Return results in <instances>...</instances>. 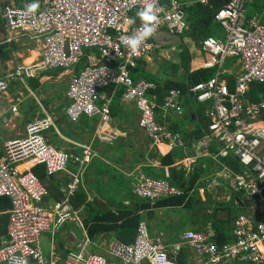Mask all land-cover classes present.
Wrapping results in <instances>:
<instances>
[{
  "label": "built area",
  "instance_id": "2783aa9c",
  "mask_svg": "<svg viewBox=\"0 0 264 264\" xmlns=\"http://www.w3.org/2000/svg\"><path fill=\"white\" fill-rule=\"evenodd\" d=\"M249 1L226 0L214 14V22L223 30V39L202 42L208 60L201 65L202 69L214 68V76L187 86L186 93L178 88L169 89L159 105L148 98L156 85L144 79L133 80L129 73L137 61L160 45L153 40L156 34L147 41L151 47L135 54L124 48L121 37L139 26L138 18L135 25L125 24V18L132 17L148 2L157 4L156 33L187 32L188 25L176 0H40L35 14H26L25 7L4 6L0 18L6 31L42 39L43 48L37 61L18 65L13 72L0 77V98L7 94L13 81L27 85L25 79L35 77L38 71L70 70L87 56L89 64L74 74L68 84L70 104L66 115L70 121L99 117L102 123L110 122L112 100L106 90L111 86L123 88L121 101L137 110V124L151 148L166 145L183 149L180 133L159 124L155 109L165 117L169 112L181 115L185 99L205 104L209 123L200 147L207 154L212 148L209 156L217 163L232 157L243 167L239 174L221 165L217 178L205 189L220 188L225 181L231 192H242L254 199L256 210L264 213V122L260 119L264 101L254 103L246 97L251 84H264V24L258 16L246 17ZM200 3L207 4V0ZM228 59L241 63L232 91L223 78L222 69ZM20 103L18 99L17 105ZM17 109L13 107V112ZM53 126L50 115L34 119L28 123L26 134L5 143L0 154V198L9 197L12 202L7 237L0 244V264H57L44 256L40 238L70 219L79 220L71 200L80 191L83 174L93 160L92 145L80 146L79 154L57 149L46 137ZM70 162L78 165V170L65 185L64 198L48 204L50 191L33 169L43 165L52 176L67 171ZM130 187L133 196L151 205L182 194L168 181L147 176L142 170L136 171ZM212 238L211 231L184 232L172 246L169 257L161 238H151L146 222L141 221L133 242L112 243L109 255L120 264H178L177 256L186 247L204 259L205 264H264V214L259 219L252 214L235 216L228 244L216 246ZM63 264H109V259L87 255L82 250L67 255Z\"/></svg>",
  "mask_w": 264,
  "mask_h": 264
},
{
  "label": "crops",
  "instance_id": "0c3cea01",
  "mask_svg": "<svg viewBox=\"0 0 264 264\" xmlns=\"http://www.w3.org/2000/svg\"><path fill=\"white\" fill-rule=\"evenodd\" d=\"M4 1L2 0V3ZM176 1L181 6V15L185 19L189 31L190 24L195 23L201 17V14L195 13V8L206 5H209V8L212 5L213 9L215 7L219 8L226 0H207V4L201 5L200 0ZM30 2L31 0L25 4ZM252 2L253 0H250L248 4ZM259 4L264 7V0H260ZM12 5H14V2H12ZM248 9L250 8L248 7ZM131 16L134 17L135 14ZM188 31L185 33L188 38L184 43L191 56L190 71H196L201 68L203 62L208 60V54L201 49L200 43L195 41ZM221 34L222 31H219L212 34L211 38L217 36L218 40H222ZM192 43H195V49ZM4 44H11L14 50L11 60L4 63L0 62V77H5L9 72H13L18 65H29L37 61L43 48L42 39L16 32H8L4 27V23H1L0 46ZM174 50V47L160 44L149 55L139 60L135 70L130 72L131 76L134 79H144L159 86L161 88L160 95L164 96L167 83L184 81V64H182L183 67L179 64L183 75L176 81L170 80L171 75L165 77L160 75L162 64L159 62L162 59L168 60L173 57L170 52ZM199 50L207 54L206 60H202L198 54ZM177 52L181 54L180 49ZM175 64H177V61H175ZM226 65L222 69L224 73L237 75L241 71V63L238 59L230 61L228 66ZM175 71L176 69L170 70V73L172 74ZM56 72L57 70L38 71L35 77L25 79L27 85L20 81H13L7 94L3 96L5 102H0V154L3 153L5 143L25 135L28 123L46 115H50L54 120V126L47 132V139L57 149L79 154L81 153L80 146L92 145L93 160L83 174V183L79 191L80 194L87 196L86 202L91 203L92 206L88 210L85 204L75 206V201L72 202L79 220L70 219L54 232H47L41 236L40 245L46 259H53L57 264H63V260L67 255L79 253L82 250H85L87 255L98 254L111 258L109 246L116 241L122 243L124 241L118 240L113 232L99 234L91 238L89 235L91 220L97 211L115 210L116 205L119 203L129 207L130 197L132 196L130 184L137 170H142L147 176L166 181L170 177V169L172 168L183 170L184 180L185 178L188 179V176L194 174L196 170H201L202 175L197 179L194 189L189 191L182 204L160 206L152 208L148 212H141L150 237L161 238L169 257L172 246L180 241L182 234L186 231H211L215 235L216 231L213 224L220 225L226 219L228 210L224 208L228 209L226 205L232 202L233 193L227 190L225 181L222 182L223 188L205 189L218 171L217 162L209 156L210 151L207 154L200 147L201 138L203 137V132L200 130V116L203 113V117H206L207 106L198 104L191 99H185L181 115L169 112L168 115L163 117L160 113H157L163 126L180 133L184 141V149L170 148L166 145H157L151 148L148 137L137 124V110L133 105L116 100L115 90L107 91V95L112 100L110 122L102 123L99 117H83L78 122L70 121L66 115V109L70 104L67 89L71 77L78 73L79 69L74 68L60 73ZM64 85L66 88H64ZM148 98L154 105H157L158 97L155 93L151 94L150 92ZM18 99H21L19 105H17ZM15 106L18 109L13 112ZM195 132H197L196 136L194 135ZM168 154L173 156L171 164L162 163L161 159L156 158ZM77 170L78 165L70 162L66 172L48 176L46 170L43 171L44 183L50 191V197L46 200L48 204L64 198L65 185L68 183L71 174ZM217 189L220 190L216 192ZM124 193L128 198L123 199V202H119L118 199ZM235 196L239 195L235 193ZM217 204L223 208L217 209L213 218H208L202 214L201 205L208 207L206 214L212 215L217 208ZM233 205L238 208L236 210L252 214L258 219L264 214L256 210L257 205L254 199H248L244 195H241L240 200L236 199ZM183 209H185V222L182 221L179 214ZM0 213L10 214V210L0 211ZM233 218L229 222H223L229 230H231ZM189 225L193 228L192 230H182V227L187 228ZM6 237L0 239V244L3 243ZM128 237L130 240L132 235L130 234ZM177 258L184 264H205L204 259L196 256L188 248L183 249ZM109 263L120 264L114 261L113 258Z\"/></svg>",
  "mask_w": 264,
  "mask_h": 264
},
{
  "label": "trees",
  "instance_id": "16d2710c",
  "mask_svg": "<svg viewBox=\"0 0 264 264\" xmlns=\"http://www.w3.org/2000/svg\"><path fill=\"white\" fill-rule=\"evenodd\" d=\"M30 1V0H5L3 5L1 6H9L12 5V2H14V5H16L17 7H23L25 6L26 2ZM164 2V0H162ZM260 0H253V2L251 4H247L246 5V17L247 18H251V17H260L259 18V22L264 24V17H262V13L264 11V7L263 5L259 4ZM225 3V2H224ZM223 3V4H224ZM223 4L217 8L215 7L213 9L212 5L209 8V5L206 6H200L199 8H195V13H199L201 14V17L198 18L195 23L190 24L189 26V31L191 34V37L195 40L198 41V39H200L199 43H202V41L211 38V35L214 34V29H213V24H216L214 22V14L223 6ZM201 5V3H200ZM1 6H0V10H1ZM248 7L250 9H248ZM183 10V8H182ZM249 10V11H248ZM134 15V13H132ZM131 14V15H132ZM3 24L1 18H0V24ZM217 25V24H216ZM220 31H222L221 36H223V30L222 28L219 26ZM218 33V32H216ZM184 48V52L187 54V57L181 56V59L185 58V64H184V68H185V75H184V81L180 82V83H167L166 84V92L171 89V88H178L180 89L183 93H186V88L187 86H192L194 84L197 83H201V82H205L207 80H209L210 78H212L215 74V69L211 68V69H198L196 71H190V57L188 54V48L185 46V44H183ZM13 46L11 44H4L2 46H0V62L4 63L6 61H9L12 59V53H13ZM90 53V51H87V54ZM182 54V52H181ZM235 59H228L225 61L224 66H228V62L233 61ZM139 61H137L138 64ZM81 67L78 68L79 72L85 68L88 64H89V60L88 57L85 56L82 61L80 62ZM79 64V65H80ZM136 64V66H137ZM78 66V65H77ZM136 66L132 69L129 70V73L132 72L133 70H135ZM64 70L59 69L57 70L56 73H60L63 72ZM78 72V73H79ZM132 75V74H130ZM132 77V76H131ZM235 74H227L224 73L223 74V78H226V80L228 81V86L229 89L232 91L234 88V82H235ZM133 80H136L132 77ZM157 88V89H156ZM156 90L151 92V94L155 93L158 97L157 99V105H159L161 103V100L163 98L162 95H160V90L161 88L159 86L156 85ZM116 91V100H121V96L123 94L124 89L123 88H119L118 90H116V88L114 86L109 87L106 91ZM166 94V93H165ZM164 94V95H165ZM246 97L254 103H258L260 101H264V84H258V83H254L250 85V88L246 94ZM205 106V105H204ZM159 114L160 111L156 108L155 109V114ZM200 130L202 132H205L207 130V126H208V118L203 117V113L202 116H200ZM261 121L264 122V110L261 112ZM157 121L159 122V124H162L157 116ZM177 130V129H176ZM175 131V130H173ZM194 135H197V132L194 133ZM47 137V134H46ZM210 151L213 152V149L210 148ZM157 159H161L162 163H170L172 162L173 156L172 154H168L164 157H160L157 156ZM205 159H210V158H205ZM221 163H217L218 167L217 170L221 169V165L227 166L228 168L232 169L234 172L242 174L243 172V167L232 157H227L224 159H220ZM45 170V168L43 166H37L34 169V172L38 175V177L41 179L42 182H45L44 179V175H43V171ZM170 177L167 178L168 182L170 185L176 187L177 189H179L180 191H182V194L180 196H175V197H171L168 199H164L161 201L156 202L154 205H151L149 203V201L147 200H142L139 199L135 196H131L130 197V202H129V207L125 206V205H121L120 203L118 205H116V209L115 210H109L107 212H96V215L92 218L91 220V225L89 227V235L91 238H93L96 235L99 234H105V233H111L113 232L114 234H116V238L118 240L124 241V244H128L133 242L134 237H135V232H136V228L139 224V222L143 221V215H141V212H148L149 210H151L152 208L155 207H160V206H177L182 204L185 199L187 198V195L189 193V191L193 190L195 187V184L197 182V179L202 175L201 174V170H196L194 174H191L188 176V179L185 178V180L183 179V170L178 169V168H172L170 169ZM177 177V178H176ZM176 179V180H174ZM239 196H235V193L233 192V196H232V202L234 203L235 200H240L241 195H243L242 192L237 193ZM241 194V195H240ZM86 198L87 196H85L84 194H80V192H78V194L76 195L75 198H73L71 200V202H74L75 206L79 205V204H85L88 207H91V203H87L86 202ZM221 206V205H220ZM204 207L201 205V208ZM222 207V206H221ZM219 207V205L217 206V208L213 211L212 213V218L214 216V213L217 209L221 208ZM12 208V202L11 199L9 197H1L0 198V211L6 212L8 210H11ZM223 208V207H222ZM208 209V207H206V210ZM228 210V214L226 219L223 222H229L231 220V218L237 216L238 214L234 215V211L231 209H226ZM234 209H238L236 206H234ZM8 221H9V214H1L0 213V239L2 237H6L7 235V227H8ZM221 222L220 225L217 224H213L216 234L214 235L213 233V242L215 243L216 246H222L224 244H228L231 242V231L229 232L227 230L226 225ZM130 234L132 235L131 239L129 240L128 235L130 236ZM230 237V238H229ZM127 238V239H126ZM176 262L178 264H184L181 260H179L177 258ZM237 264V263H235ZM238 264H242V263H238Z\"/></svg>",
  "mask_w": 264,
  "mask_h": 264
},
{
  "label": "clouds",
  "instance_id": "9594fccd",
  "mask_svg": "<svg viewBox=\"0 0 264 264\" xmlns=\"http://www.w3.org/2000/svg\"><path fill=\"white\" fill-rule=\"evenodd\" d=\"M39 7H40V5H39L38 0H31L30 3L25 5L24 11H25L26 14H35L38 11ZM0 13H1V10H0ZM137 18L139 19V26L135 30H133L129 35L121 37V43L124 46V48L127 49L129 52H131L133 54L138 53L142 48L151 47V45H149L147 43V41L149 39H151L154 36V34H156V32H157V26H158V23H159V17H158V14H157V4L153 3V2L146 3L144 5V7L141 8L135 14L134 17L125 18L124 23L127 24V25H135L136 22H137ZM200 47L203 50L202 43H200ZM74 68H72V69H74ZM75 74H78V73H75ZM40 166H43V165H40ZM45 170H46V168H45ZM64 172H66V171H64ZM46 173H47V170H46ZM47 175L51 176L48 173H47ZM231 227H232V225H231ZM192 232H199V231H192ZM185 248H183V249H185Z\"/></svg>",
  "mask_w": 264,
  "mask_h": 264
},
{
  "label": "rangeland",
  "instance_id": "374dc122",
  "mask_svg": "<svg viewBox=\"0 0 264 264\" xmlns=\"http://www.w3.org/2000/svg\"><path fill=\"white\" fill-rule=\"evenodd\" d=\"M1 5H3V3H2V0H0V6ZM3 6H1V8H2ZM184 19V18H183ZM185 20V19H184ZM2 27V26H1ZM213 29H214V33H216V32H219L220 31V28H219V26L218 25H216V24H213ZM186 33V32H185ZM185 33H183V34H181V35H179L181 38H182V42L180 43V44H172V45H168V47H174V51H171L170 52V54H172V56L173 57H170V59H162L161 60V62H159V63H161L162 64V67H161V73H160V75H163L162 77H165V76H167V75H171V81H176V80H178L179 78H181L182 77V75H183V73H182V71H181V68H180V65L179 64H185V60H183V59H180L181 58V56H184V57H187V54L184 52V46H183V44H185L184 43V41L188 38L187 37V35L185 34ZM211 39H214V40H218L217 39V36H212V38ZM192 46H193V48L195 49V43H192ZM181 50V52H182V54H179L178 52H177V50ZM188 54H189V51H188ZM198 54L201 56V58H202V60H206V58H207V54L206 53H202L200 50L198 51ZM199 56V57H200ZM189 57H191L190 56V54H189ZM175 61H177V64H175ZM81 67V64L80 65H78V66H76L75 68H80ZM182 67H183V65H182ZM176 69V71L174 72V73H170V70H175ZM201 69V68H200ZM62 70H64V69H62ZM50 74V73H49ZM64 88H66V86L64 85ZM39 98H40V96H38ZM41 100V99H40ZM0 102H5V97H2V98H0ZM208 104V103H207ZM26 129H27V127H26ZM25 134H26V132H25ZM202 149V148H201ZM214 178H217V177H214ZM207 186H208V184H207ZM206 186V187H207ZM223 186V185H222ZM223 188V187H222ZM225 188V187H224ZM213 189H215V188H211V189H209V190H213ZM227 189V188H226ZM218 190H220V189H217L216 190V192H218ZM228 191H230L229 189H227ZM224 191V190H223ZM231 192V191H230ZM213 196V195H212ZM125 198H128V196L124 193V195H122V197L121 198H119L118 200H119V202L121 201V202H123V199H125ZM217 206H218V204H217ZM226 207L228 208V209H231V210H233L234 211V215H236V214H242V215H249V214H246V213H242V212H240V211H238V210H236V209H234V205H233V202H230V203H228L227 205H226ZM201 211H202V214H204L206 217H208V218H212V216L210 215V214H206V207H202L201 208ZM179 214H180V217H182V221H184L185 222V209H183V210H181L180 212H179ZM191 225V224H190ZM188 226L187 228H185V227H182V230H192L193 228L191 227V226ZM227 227V226H226ZM228 231H229V229H227ZM231 231V230H230ZM229 231V232H230ZM108 259H109V262H110V260H111V258H113V257H111V258H109V257H107ZM113 260L114 261H116V262H118L116 259H114L113 258ZM110 264V263H109Z\"/></svg>",
  "mask_w": 264,
  "mask_h": 264
},
{
  "label": "water",
  "instance_id": "95a60500",
  "mask_svg": "<svg viewBox=\"0 0 264 264\" xmlns=\"http://www.w3.org/2000/svg\"><path fill=\"white\" fill-rule=\"evenodd\" d=\"M153 40L162 45H177L182 42V38L179 35H171L164 31L156 33ZM198 42H200V39H198Z\"/></svg>",
  "mask_w": 264,
  "mask_h": 264
},
{
  "label": "bare ground",
  "instance_id": "6f19581e",
  "mask_svg": "<svg viewBox=\"0 0 264 264\" xmlns=\"http://www.w3.org/2000/svg\"><path fill=\"white\" fill-rule=\"evenodd\" d=\"M140 128V127H139ZM141 129V128H140Z\"/></svg>",
  "mask_w": 264,
  "mask_h": 264
}]
</instances>
